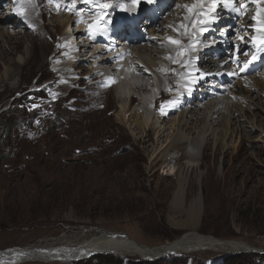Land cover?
I'll return each mask as SVG.
<instances>
[{
	"label": "rangeland",
	"instance_id": "1",
	"mask_svg": "<svg viewBox=\"0 0 264 264\" xmlns=\"http://www.w3.org/2000/svg\"><path fill=\"white\" fill-rule=\"evenodd\" d=\"M84 1L85 5L97 6L91 0ZM176 1L152 0L154 11L150 10L148 2L139 4L137 15L142 19L146 18L148 25L137 23L135 26L132 22L130 26L139 27V30L149 36V28L157 30V27L150 25V21L161 19L159 22L170 24L177 17L174 10L180 4ZM213 3L216 7L225 9L227 16L207 29L204 25L198 26V30L206 32L201 43L204 42L205 46L211 44V47L207 46L210 49L204 52L203 58L213 62H222L226 58L235 69L249 61H255L256 64H253L249 74L244 77L263 74L264 48L258 43L260 39L252 29L263 27L264 30V22L258 19L253 21L250 17L242 18L248 14L241 7L243 0H233L231 3L218 0ZM213 3L208 1L199 12L206 14L209 5L212 6ZM159 6L163 7V11H160ZM231 7L237 12L239 9L243 12L232 16L228 12ZM190 9L192 8L189 7L188 10ZM59 12L58 17H61L58 21H64L65 13L61 9ZM152 12L157 16L148 17ZM4 13L6 12L1 14ZM33 13L40 23L47 22L45 42H53L52 34L58 26V23H52L54 17L49 19L48 13L43 15L41 21V11L35 9ZM107 22L106 28L111 25L109 33L115 23ZM83 23L86 22L81 21L78 25L73 21L57 31L56 39L61 32L64 35L60 42L53 43V48L57 44L67 47L68 37L79 44L85 43L80 35L75 34ZM31 24L24 21L15 28L29 32L33 26ZM247 25L249 27H245ZM3 26L11 29L8 23ZM222 26H225L223 30ZM24 34L19 33V36ZM253 37L257 38V42L253 41ZM159 39L160 36H154L153 41L158 43ZM218 40L220 42L216 43ZM1 44L4 46H0V53H3L6 44L1 42L0 37ZM216 44L219 48L215 49ZM28 45V41H23L15 54L6 57L5 64H1L0 60V78L4 73H10L6 77L10 78L9 82L0 87L1 250L32 245L40 240L56 239L62 235L71 238L73 235L83 234V237L86 235V238H93L102 231L121 232L139 245L160 249L195 230L203 235L235 241L245 250L169 251L152 259L134 252L124 254L97 251L86 257L67 261H25L18 264H84L92 262L96 255L104 256L100 260L101 264H238L237 260H245L246 264H264L263 93H258V99L255 94H251L249 100L241 103L243 107L240 105L242 99H232L237 101L238 108L241 106L243 109V118L238 122H243L247 128H238L231 139H225L218 145L217 135L210 134V145L204 151L202 147L199 149L188 144L186 148L190 152L204 154L198 167L188 169L183 163V156L176 151L169 155L178 160L155 162L153 157L161 149V142L155 145L140 143L132 128L136 120L142 119L160 125V121L153 117L155 101L157 99V112H161L164 100L171 99L172 95L165 97L167 94L161 91L155 96L154 103H148L146 113H142V107L134 98L127 101L128 107L124 109V102L113 99L115 92H112L105 80L99 81L98 76L90 77L88 74L92 69L90 67L98 59V55L89 57L94 51V45L85 52L73 51V55L68 54L56 61H51L47 56L45 63L39 68L33 64L41 49L36 45L32 61L13 73L10 70L11 63L23 62V50ZM140 46L153 49L150 44ZM234 53L236 59H233ZM153 55V58H157ZM121 60L117 63H122ZM74 61L78 64L72 68L70 63ZM115 63V60L109 62L105 69L115 70L119 74V70L113 68ZM60 69L64 73L59 72ZM211 79L203 77L201 80L204 84H198L195 92H199L198 89L201 88L208 94L215 95L224 84L231 87L236 81L232 76L215 81ZM259 80L263 82L264 76ZM145 82L149 86H155L154 89L159 93L161 86L154 77H149ZM185 100L186 107H190L192 104ZM176 101H179L178 98ZM129 114H135L136 118H131ZM237 115V112L233 113L234 119ZM174 117H177V110L171 111L161 123L166 124L165 134L168 136V122ZM248 122L254 123V127L248 128ZM222 127H217V131ZM138 134L144 135L140 131ZM153 136L154 134H146L142 138L152 143ZM179 164L185 182L182 195L176 199L173 198V192L177 188L174 172ZM233 165L240 167L241 172L237 173V177L232 176ZM221 177L237 182L241 186V192L233 197L218 195L219 185L222 184L218 178ZM196 197L200 198L201 205L197 212Z\"/></svg>",
	"mask_w": 264,
	"mask_h": 264
},
{
	"label": "bare ground",
	"instance_id": "2",
	"mask_svg": "<svg viewBox=\"0 0 264 264\" xmlns=\"http://www.w3.org/2000/svg\"><path fill=\"white\" fill-rule=\"evenodd\" d=\"M208 1L213 3L218 0H177L176 2L180 4L181 7L179 6L174 10V13L177 14V17L172 20L174 23L168 24L162 21L159 22L161 19L158 21L152 20L150 21V25L152 27H157V30L155 31L153 28H149L147 31L149 36H147L143 31L139 30V27H134L137 26V23H141L145 26L148 25L145 20L146 18L142 19V17L137 15V7L143 2H148L150 10L154 11L155 8L152 0L151 2H149V0H140L139 3H134V0H94L93 4H97V6L85 5L84 0H0V37L1 42L6 44L5 52L0 53L1 64L7 62L6 57L8 55L15 54L18 51L19 45L22 44L23 41L29 42V45L23 50V62L20 63L15 61L11 63L10 70H12V72L19 71L22 66L32 61L34 47L36 45L41 48L39 49L40 51H38V57L33 62L37 68L43 66L47 56L50 57L51 61L53 59L56 61L57 59L67 57L68 54L73 55V51H76V53L81 51L85 52L87 48L90 46L93 47L94 45V51L89 57L98 55V59H96L94 64L92 63L93 66L90 67L92 69L88 72L89 76H98V79H100L99 81L105 80L108 87H111L112 92H115L113 99L118 102H124V109L128 107L126 106L127 101H131V98L137 99L138 105L143 109L142 113L148 112L147 105L149 99L153 93L157 91L154 89L155 86H149V83L145 82V80L149 79V77H154L161 86L160 92L162 91L167 94L165 97L172 95V98H166L164 100L163 105H161L163 107L161 112H157V99L155 101V115L153 117H156V120L160 121V125L148 122L145 119L136 120L134 122L132 128L138 135L136 139L140 143L143 142L153 145L161 142V149L153 157L154 160H156L155 162L178 160L177 157L174 158L169 155L173 151H176L180 153L181 157L183 156L185 167L192 169L199 166V160L204 154L200 152V154L197 155L196 152H190L186 148L187 145L189 144L199 149L202 147L204 151L210 145V139L208 138L210 134L217 135V145L222 143L225 139H231L235 135V132L238 131V128H247L243 122H238L239 119L243 118L242 115H244L243 109L241 108L243 102L247 99L249 100L251 94H255L256 99H258V93L264 94V81L262 82L259 80L261 76H264V73H260L254 77H244V75L249 74L248 71L252 68L253 64H256L255 61L235 69L230 66L226 58H224L222 62L220 60L213 62L211 60L209 61L207 58V60L203 58L204 52L210 49L211 44H206L210 46L207 47L204 45V42L201 43L202 36L205 35L206 32L198 30V26L204 25L206 27L205 29H207L215 22L223 20L224 16H227L225 9L222 10L220 6H215L213 8L209 4V11L206 14L200 13L199 10L203 9ZM221 1H226L228 3L233 2V0ZM243 1L244 4L241 7L244 11H248V14L246 13L243 17L241 15V17L243 19L244 17H250L253 21L258 19L260 22H264V0ZM105 3H107V7H103L102 5ZM1 5L3 6L1 7ZM189 7L192 8L190 11L188 10ZM159 8L160 11H163V7L159 6ZM35 9L41 11V18L43 15H48V13H50L48 18L54 17L52 23H58L56 31L52 34L53 42H45L44 35L47 31L45 28L47 22L40 23L36 15H34L35 13H33ZM60 9L65 13L64 21H58V18L61 17H58ZM4 11L6 13L1 14ZM53 12L56 16L52 15ZM228 12L232 16H237L243 11L239 9L237 12L231 7ZM152 16H157V14L152 12L148 17ZM93 19H96V23L100 22L102 36L106 41H100L91 37V32L89 30L90 26L86 23H89V20ZM24 21L33 24L29 32L15 28ZM41 21H43V18ZM73 21H76L78 25L81 21L86 22L85 24H81L79 26L80 28H77L75 32L76 36L80 35L79 37H82L85 43L79 44V42H74L68 37L67 41L69 45L67 47L57 44V46L53 48V43L60 42L64 35V33L61 32L56 39V32L61 31V28L66 25L69 26ZM107 21L115 23L114 35H118L120 38L117 40V43L120 45L119 48H122L120 52L124 51V54H120L118 50H112L113 48L110 46L111 41H109L107 32L104 28L108 24ZM201 21H204V23H201ZM132 22L135 25L134 27L130 26ZM5 23L10 25V30L7 26H3ZM242 25H244V23H242ZM223 27L225 26H222L221 30H223ZM245 27H249V25ZM145 30H147L146 27ZM252 31L253 33H257L260 40H264L262 38L264 37L263 27H254ZM8 33L13 35H9ZM19 33H25L26 35L19 36ZM30 34L32 36H30ZM154 36H160L158 43L153 41ZM150 37L152 40H150ZM169 38H171V40ZM172 40L179 41V43H172ZM217 42L220 41L218 40L216 43ZM149 44L153 47L152 50L146 46H140ZM260 44L264 48V43ZM0 46L4 45L1 44ZM215 46V49L219 48L217 44ZM153 54H155L157 58H153ZM233 59H236L235 53ZM114 60L116 63L113 68L118 69L119 74L116 73L115 70L105 69V66ZM118 60H121L122 63H117ZM77 64L78 63L74 61L70 63V67L74 68ZM59 72L64 73L62 69H60ZM7 74L4 73V75L1 76L0 87L3 83L9 82L10 78H6L9 76ZM239 75L244 78L239 77ZM227 76L236 78L235 83L231 87L224 84V86L221 87L222 89L217 91L215 95L208 94L205 89L201 88L198 89L199 92H195L197 89L196 86L203 83L201 80L203 77H209L212 78L211 81H215L220 78H227ZM223 80L225 81V79ZM173 89H176L175 92L172 91ZM146 90H148V92H146ZM172 92L174 93L172 94ZM234 97L236 99H242L239 108L237 107V101L232 100ZM177 98L179 101L175 102ZM185 99H187V103L192 104L190 107H186ZM194 100L195 103H193ZM141 107L138 108L141 109ZM174 110H177V117H174L168 122L170 128V134L168 136L165 134L167 130L165 128L166 124L163 123V125L161 123L163 119L169 116L171 111ZM126 111L128 112V110ZM134 111L136 110L134 109ZM234 112L238 113L236 119H234L235 117L233 116ZM197 115L199 116L197 117ZM128 116L136 118L135 114H129ZM252 116L254 117V114ZM197 118L199 119L197 120ZM119 119L123 121L122 117ZM220 124L223 127L217 131V127L221 126ZM247 125L250 129L254 127V123L252 122H248ZM139 131L141 134L144 133V135H139ZM146 134L148 136L154 134L152 143H149L148 139H144ZM142 136L144 138H142ZM233 166L235 167H233L234 170H231L232 172L234 171L232 176L237 177V173L241 172L240 167L239 165ZM181 168L179 164L174 172V176L177 179V188L173 192V198L176 199L182 195L185 182V177L183 176V170ZM222 176L226 177L224 174ZM224 177L218 178L222 183L219 185L218 195L233 197L236 193L241 192V186L237 182L224 180ZM166 190H169V188ZM195 201L197 212L201 209L200 198L196 197ZM86 237V235L83 237V234H76L71 238L62 235L56 239L40 240L32 245L0 249V264H18L25 261H67L86 257L97 251L121 252L124 254L134 252L144 256V258L152 259L156 258L159 254H166L169 251L181 253L199 249H212L226 252L245 250L240 243L218 239L210 235H203L195 230L186 233L179 241H176L170 246L160 249L139 245L121 232L103 233L102 231V233L99 232V235L96 237Z\"/></svg>",
	"mask_w": 264,
	"mask_h": 264
},
{
	"label": "trees",
	"instance_id": "3",
	"mask_svg": "<svg viewBox=\"0 0 264 264\" xmlns=\"http://www.w3.org/2000/svg\"><path fill=\"white\" fill-rule=\"evenodd\" d=\"M102 258H104V256L102 257V255H100V256L96 255L94 257V259L92 260V262L88 261L84 264H101L100 260H102ZM237 261H238V264H246L247 263V262H245V260H243V261L237 260ZM79 263H82V261H80Z\"/></svg>",
	"mask_w": 264,
	"mask_h": 264
},
{
	"label": "snow or ice",
	"instance_id": "4",
	"mask_svg": "<svg viewBox=\"0 0 264 264\" xmlns=\"http://www.w3.org/2000/svg\"><path fill=\"white\" fill-rule=\"evenodd\" d=\"M140 2V0H134V3H139ZM149 2H151V0H149ZM108 5H104L103 7H107ZM212 7L214 8L215 7V3H213V5H212ZM191 10V9H190ZM235 10V9H234ZM254 19H255V17H254ZM201 23H204V21H201ZM258 30H260V29H258ZM202 31H203V29H202ZM170 40H171V38H169ZM253 41L254 42H257V38L256 37H253ZM172 43H179V41H176V40H172ZM258 43H264V40H260V41H258ZM249 63H251V61H249Z\"/></svg>",
	"mask_w": 264,
	"mask_h": 264
}]
</instances>
